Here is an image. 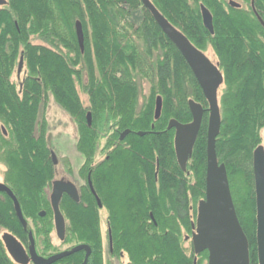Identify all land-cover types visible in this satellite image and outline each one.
Here are the masks:
<instances>
[{
	"label": "trees",
	"instance_id": "trees-1",
	"mask_svg": "<svg viewBox=\"0 0 264 264\" xmlns=\"http://www.w3.org/2000/svg\"><path fill=\"white\" fill-rule=\"evenodd\" d=\"M151 1L196 48L211 47L216 55L224 81L216 155L226 168L236 214L248 240L250 264H258L252 153L261 144L264 129V28L251 3L264 21V0H238L239 8L226 0ZM201 5L212 15L213 33L203 25ZM136 10L142 15L138 23L132 21ZM76 20L82 23L83 51L75 35ZM20 59L25 72L17 83L12 75ZM139 80L148 83L145 95ZM79 91L87 97L85 105ZM50 96L76 124V148L87 160L100 146L108 120H117L119 130H149L153 123V130L160 131L170 118L181 123L191 120L188 99L202 105L203 118L186 171L177 164L170 129L129 135L130 150L113 157L124 166L100 181L110 189L113 241L126 253V264H193L192 245L186 248L183 242L184 234L192 232L197 202L205 194L208 104L185 59L140 0H8L0 9L3 181L24 217L33 220L34 237L44 254L50 249L57 253L50 243L54 226L47 191L54 172L46 121L40 115ZM156 96L162 98V109L154 120ZM139 97L143 102L138 107ZM137 110L140 115L134 117ZM87 112L92 117L90 127ZM94 205L85 194L79 202L61 199L65 243L89 244L87 264H103ZM40 210L46 211L44 217H39ZM0 227L27 241V232L5 196L0 199ZM207 255L201 252L196 264ZM82 256L75 252L58 263L80 264ZM0 264H17L1 239Z\"/></svg>",
	"mask_w": 264,
	"mask_h": 264
},
{
	"label": "water",
	"instance_id": "water-1",
	"mask_svg": "<svg viewBox=\"0 0 264 264\" xmlns=\"http://www.w3.org/2000/svg\"><path fill=\"white\" fill-rule=\"evenodd\" d=\"M143 7L149 11L152 18L162 32L178 49L194 75L204 98L208 103V119L206 133V170H205V195L197 203L195 223L192 224L190 241L196 257L203 251H207V264H250L249 244L236 214L235 206L230 193L229 182L225 165L219 163L215 150L216 138L220 132L221 113L218 99V90L223 85V74L218 63H213L210 58L196 48L190 40L174 25H172L153 5L150 0H140ZM5 2L0 0V6ZM229 6L239 8L240 4L230 0ZM253 4V2H252ZM204 27L213 33L212 15L204 6L200 7ZM255 11V10H254ZM257 19L264 28V21L255 12ZM75 33L78 45L83 50V30L79 20L75 22ZM20 59L19 65H21ZM188 108L191 120L181 123L176 119L168 121L167 129L174 130V152L178 166L186 171L188 159L191 157L193 146L197 138L204 108L193 99H188ZM162 100L156 97L154 119H158L161 113ZM87 124L91 123L90 112L86 114ZM5 132V130L3 129ZM125 133V132H124ZM123 133V134H124ZM143 135L144 132H138ZM53 161L56 155L52 151ZM252 173L255 193V220H256V254L258 264H264V148L260 144L252 153ZM0 191L5 192L13 201V207L19 223L26 228V220L23 217L20 204L11 189L0 183ZM66 193L74 202H78L76 188L63 180H56L52 184L50 204L54 215L55 232L60 240L65 237V221L60 211V202ZM98 202L99 199L97 198ZM43 215V212L40 213ZM29 258L34 264H53L54 262L79 250H85L86 254L81 264H86L90 248L86 244H79L71 249H66L47 257L40 256L35 251L32 233H28ZM188 238V237H187ZM2 241L8 255L19 264H26L27 259L22 244L12 234L5 232Z\"/></svg>",
	"mask_w": 264,
	"mask_h": 264
},
{
	"label": "flooded vegetation",
	"instance_id": "flooded-vegetation-1",
	"mask_svg": "<svg viewBox=\"0 0 264 264\" xmlns=\"http://www.w3.org/2000/svg\"><path fill=\"white\" fill-rule=\"evenodd\" d=\"M1 1H4L5 3L0 6V9L4 5L7 4L8 0H1ZM229 1L230 0H227L226 2L228 3ZM233 1H236V0H233ZM251 6H252V10L255 14L256 11H254L255 9H254L253 4H251ZM255 16H256V14H255ZM256 18H257V16H256ZM81 25H82V23H81ZM82 30H83V28H82ZM75 35H76V33H75ZM83 37H84V33H83ZM76 39H77V37H76ZM83 44H84V40H83ZM83 49H84V47H83ZM79 95H80V93H79ZM161 100H162V98H161ZM86 101H87V97H86ZM142 102H143V98L139 97L138 107L142 104ZM154 108H155V103H154ZM138 110L136 112H134V117H138L140 115V112ZM90 115H91V113H90ZM160 115H161V113H160ZM85 119H86V115H85ZM153 119H154V109H153ZM170 119H172V118H170ZM154 120H157V119H154ZM90 121L92 122V117H91ZM168 121L166 122L165 129H161L160 131L153 130V128H154L153 123H151V126H150L151 129L139 131V130H133V129L128 128V127L122 128L121 130H119L118 127L115 126L117 124V120H112V119L108 120L106 132L103 134V137L101 138L100 146L98 147L97 151L94 153V155H92V157L89 160L84 159V157L81 155V153L76 148V141L78 139V132H77V126L73 121L72 123L74 124V128L76 131L74 150L78 153V157L81 158V160H79L80 163H79L77 169H75V167H73L72 160H70L69 158L68 159L63 158L62 160H58V158L56 157V160L53 161L52 151L54 152V149L50 148V159H51V163L53 165L54 179L51 181V184H50L49 188L47 189L49 199H50V194L52 192V184L56 180H63L66 182H70L76 188L79 201L82 199L83 194L92 198V200L95 204L94 210L96 213V220H97V226H98V231H99L97 236H98V238L100 240V244H101L103 264H126L128 261V257L123 250L121 251L119 249H116V246L114 245L113 235H112V221L110 218V214H111L112 210L109 207V205L112 202V200L110 201L111 194H110V189H108V188L106 189V186L100 182L101 178L107 179L108 172H111L112 170H114V168H117V166H119V165L124 166L123 162L119 163V161H117V164H116L115 159L113 157L117 156V158H120V156L124 153L125 150H130L131 146L128 142L129 141L128 140L129 135H131V134L139 135L138 132H144L143 135H139V136H144L148 133H151V134L163 133L166 130H168L167 129ZM88 126L90 127L91 123ZM173 148H174V144H173ZM60 162L62 164H60ZM59 165H61L60 168H59ZM156 166H157V163H156ZM1 167H3V166L0 164V168ZM157 170H158V167H155L154 179L157 176ZM3 171H4V167H3ZM99 173H103L101 175V177H100ZM186 174L188 175L189 173L187 172ZM136 175L139 176L138 171H137ZM2 178H3V172L0 173V183L5 184V182L3 180H1ZM4 196L8 197V195L5 192L0 191V199L1 200L4 198ZM65 196L70 198L66 193L63 194V197H65ZM8 198L10 199V197H8ZM97 198L99 199V202H98ZM11 203H12V209H13L14 215L17 219V216H16L15 211H14L12 200H11ZM50 210L52 213V218H50V220H52L53 226H54V231L50 234L51 248L57 249V252H60L61 251V248H60L61 244L62 245L67 244V243H65V239H66V218L64 216V213L60 209L61 214L63 215L64 221H65V237H64V240H60L57 237L56 232H55L54 215H53L52 208ZM41 212H43V215H40ZM22 214H23V212H22ZM45 214H46V211H44V210H40L38 212L39 217H44ZM149 214H150V216H152L151 212ZM23 217H24V215H23ZM24 219L26 220V224H27L26 228L24 229L22 227V225H21V227H22L23 231L27 232V241L25 243L22 242L15 234L11 233L10 231H8L7 229H4L2 227H0V239H1V241H2V235L5 232H8V233L12 234L14 237H16V239L22 244V246L25 250V254H26L25 259L28 258L27 259L28 261L26 264H34L30 260L29 253H28V247L30 244L29 237H28L29 232L32 233V237L34 239L35 251L38 255L43 256V257H47L51 254L56 253V252L52 251L50 248H49L50 250L48 249L49 251H47L46 254L43 253L44 248L40 244L38 245V243L36 242L37 240L34 237L33 231L35 229V225H34L33 220L29 219V218L26 219L25 217H24ZM17 221H18V219H17ZM187 237H188V235L186 234L184 236V239L190 241L189 237L188 238ZM79 244H85V243H78L75 245L67 244L68 246L65 249H71L72 247L79 245ZM86 245H88L90 248L89 244H86ZM116 245H117V243H116ZM77 252H82V254H83L82 261H83L85 254H86L85 250H79ZM90 254H91V248H90V253L88 255V258L90 256ZM88 258H87V260H88ZM58 261H56L57 264H59ZM82 261H81V263H82ZM86 264H87V262H86Z\"/></svg>",
	"mask_w": 264,
	"mask_h": 264
},
{
	"label": "rangeland",
	"instance_id": "rangeland-1",
	"mask_svg": "<svg viewBox=\"0 0 264 264\" xmlns=\"http://www.w3.org/2000/svg\"><path fill=\"white\" fill-rule=\"evenodd\" d=\"M227 1V0H226ZM238 3L239 1L236 0ZM141 12L139 10L132 12V21L134 23H138L141 19ZM206 55L212 60V62L216 63L217 58L212 50L211 47H208L205 50ZM25 72L24 64L21 63V65H18L17 68L14 70L12 79L15 80V82L20 83V81L23 78V74ZM139 86H140V92L141 95H145L148 92V83L144 80H139ZM223 88V85L218 90V99L221 95V90ZM142 90V91H141ZM80 92L81 100L83 101L84 105L86 104V96L84 93ZM141 98V97H140ZM40 115L43 116L44 120L46 121V127H47V136H48V142L50 148L54 149V153L58 160H62L63 158H69L72 160L73 167L77 169L79 165V160H81L80 157H78V153L74 150L75 145V135L76 131L74 128L73 121L70 119L68 114L61 109V107L54 102L53 98L50 96L44 106H42ZM261 144L264 148V129L261 130ZM68 156V157H67ZM60 164H62L60 162ZM61 165H59V168ZM3 172V167L0 168V173ZM3 180V178L1 179ZM186 234H184L185 236ZM56 242V241H55ZM184 246L186 248L189 247L190 241L184 240L183 242ZM68 245H62L60 246L61 251L65 250V248ZM207 259L202 262V264H206Z\"/></svg>",
	"mask_w": 264,
	"mask_h": 264
}]
</instances>
